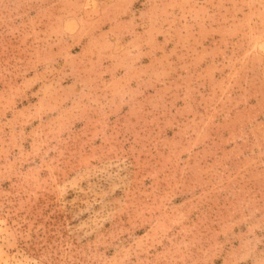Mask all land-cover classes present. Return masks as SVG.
<instances>
[{
    "label": "rangeland",
    "instance_id": "rangeland-1",
    "mask_svg": "<svg viewBox=\"0 0 264 264\" xmlns=\"http://www.w3.org/2000/svg\"><path fill=\"white\" fill-rule=\"evenodd\" d=\"M0 264H264V0H0Z\"/></svg>",
    "mask_w": 264,
    "mask_h": 264
}]
</instances>
